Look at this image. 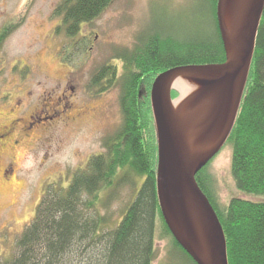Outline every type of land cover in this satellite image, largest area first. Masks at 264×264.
Wrapping results in <instances>:
<instances>
[{"label":"rangeland","instance_id":"rangeland-1","mask_svg":"<svg viewBox=\"0 0 264 264\" xmlns=\"http://www.w3.org/2000/svg\"><path fill=\"white\" fill-rule=\"evenodd\" d=\"M63 1L0 0V258L16 251L50 185L67 187L108 152L123 120L117 53L149 35L188 41L212 24L208 0H113L69 37L57 13ZM107 65L116 66L118 80L98 92L92 81ZM148 85L142 83L143 98ZM231 152L224 145L207 167L214 194L223 204L233 197L264 201L236 188ZM118 186L103 191L98 205L113 225L137 192L129 182ZM156 248L154 264H166L171 240L158 233Z\"/></svg>","mask_w":264,"mask_h":264},{"label":"trees","instance_id":"trees-1","mask_svg":"<svg viewBox=\"0 0 264 264\" xmlns=\"http://www.w3.org/2000/svg\"><path fill=\"white\" fill-rule=\"evenodd\" d=\"M112 1L64 0L57 13L63 15L67 35L76 36L84 22L96 18ZM208 1L212 24L205 34L188 41L149 35L134 50L117 53L123 62L119 80L123 120L106 142L108 152L90 160L67 187L47 188L34 220L18 237L16 251L1 257L0 264H154L158 233L172 243L166 264H197L177 242L161 211L150 89L155 78L171 68L225 61L218 0ZM117 80L116 66L107 65L92 84L103 92ZM146 82L143 98L142 83ZM226 144L232 151L236 188L252 197H264V13L241 107ZM208 165L196 178L223 226L229 264H264V201L233 197L223 204L211 189ZM139 178L143 179L140 185ZM124 182L137 187L136 196L113 225L98 205L103 191Z\"/></svg>","mask_w":264,"mask_h":264},{"label":"water","instance_id":"water-1","mask_svg":"<svg viewBox=\"0 0 264 264\" xmlns=\"http://www.w3.org/2000/svg\"><path fill=\"white\" fill-rule=\"evenodd\" d=\"M263 13L264 0H218L225 61L174 67L160 73L152 85L161 211L177 242L197 264H229L223 226L196 176L234 128ZM178 84L190 91L173 99Z\"/></svg>","mask_w":264,"mask_h":264},{"label":"bare ground","instance_id":"bare-ground-1","mask_svg":"<svg viewBox=\"0 0 264 264\" xmlns=\"http://www.w3.org/2000/svg\"><path fill=\"white\" fill-rule=\"evenodd\" d=\"M177 87V86H176ZM178 89H179V91H180V93H181V95H182V98L183 97H185V95L189 92V90L187 89V88H185V87H181V85H179L178 84V87H177ZM176 106H178V104L176 103ZM11 179H14V180H16V177L13 175L12 177H11Z\"/></svg>","mask_w":264,"mask_h":264},{"label":"flooded vegetation","instance_id":"flooded-vegetation-1","mask_svg":"<svg viewBox=\"0 0 264 264\" xmlns=\"http://www.w3.org/2000/svg\"><path fill=\"white\" fill-rule=\"evenodd\" d=\"M32 118H34V116L32 117ZM38 118V117H37ZM39 120H41L40 118H38Z\"/></svg>","mask_w":264,"mask_h":264}]
</instances>
